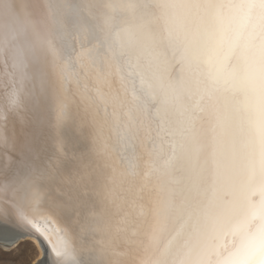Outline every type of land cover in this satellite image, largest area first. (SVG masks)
Here are the masks:
<instances>
[{
    "label": "snow or ice",
    "instance_id": "1",
    "mask_svg": "<svg viewBox=\"0 0 264 264\" xmlns=\"http://www.w3.org/2000/svg\"><path fill=\"white\" fill-rule=\"evenodd\" d=\"M0 239L264 264V0H0Z\"/></svg>",
    "mask_w": 264,
    "mask_h": 264
},
{
    "label": "bare ground",
    "instance_id": "2",
    "mask_svg": "<svg viewBox=\"0 0 264 264\" xmlns=\"http://www.w3.org/2000/svg\"><path fill=\"white\" fill-rule=\"evenodd\" d=\"M33 239H35V238H33ZM3 244H4V241L2 239H0V246H3ZM40 254H42V252Z\"/></svg>",
    "mask_w": 264,
    "mask_h": 264
},
{
    "label": "rangeland",
    "instance_id": "3",
    "mask_svg": "<svg viewBox=\"0 0 264 264\" xmlns=\"http://www.w3.org/2000/svg\"><path fill=\"white\" fill-rule=\"evenodd\" d=\"M0 248H2V246H0ZM35 258H36V257H35V256H33V257H32V260L34 261V260H35Z\"/></svg>",
    "mask_w": 264,
    "mask_h": 264
}]
</instances>
